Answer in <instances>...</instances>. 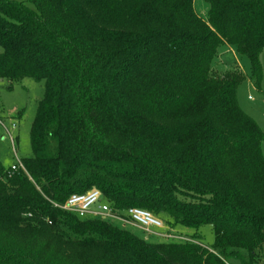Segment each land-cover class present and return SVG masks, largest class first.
Instances as JSON below:
<instances>
[{
	"label": "trees",
	"instance_id": "16d2710c",
	"mask_svg": "<svg viewBox=\"0 0 264 264\" xmlns=\"http://www.w3.org/2000/svg\"><path fill=\"white\" fill-rule=\"evenodd\" d=\"M204 1L206 21L193 0H0V79L43 81L31 156L0 162V264H258L264 134L238 105L242 71L211 64L234 47L258 88L264 0ZM91 189L198 244L54 206Z\"/></svg>",
	"mask_w": 264,
	"mask_h": 264
},
{
	"label": "rangeland",
	"instance_id": "374dc122",
	"mask_svg": "<svg viewBox=\"0 0 264 264\" xmlns=\"http://www.w3.org/2000/svg\"><path fill=\"white\" fill-rule=\"evenodd\" d=\"M193 8L199 18L203 21L207 20L209 6L204 0H193ZM259 59L262 68V78L258 88L253 85L250 79L248 59L238 55L234 47L230 45L223 44L219 46L217 55L211 64V71L214 74H223L234 68L242 71L245 79L237 88L238 105L246 115L255 121L264 134V49ZM42 95L43 81L37 82L31 78H25L19 82L9 84V81L0 79V119L9 130L11 129L10 124L12 122L16 125L15 128L10 130L11 134L15 137L14 150L7 136H5L4 129L0 127V162L6 168L15 162L16 157L22 159L31 156L30 127L35 115L37 102L42 98ZM261 149L264 155V141L261 144ZM105 221L149 242L163 241L131 225H126L123 228L118 222ZM171 230L176 235L185 237H189L194 233V231L182 227L171 228ZM197 234L200 236L198 242L202 245L210 246L213 243L214 235L210 226H202L197 230ZM230 263L239 264L238 261L232 259ZM258 264H264V250Z\"/></svg>",
	"mask_w": 264,
	"mask_h": 264
},
{
	"label": "built area",
	"instance_id": "2783aa9c",
	"mask_svg": "<svg viewBox=\"0 0 264 264\" xmlns=\"http://www.w3.org/2000/svg\"><path fill=\"white\" fill-rule=\"evenodd\" d=\"M0 127L4 129L5 136H7L12 149L14 150L15 137L10 130L15 128L14 122L10 124V130L5 126L0 119ZM10 171L23 169L21 159L15 158V162L10 166ZM55 207L75 214L79 218H99L101 220H110L118 222L125 228L126 225H131L142 230L148 235H153L165 241H181L198 244L195 240L176 235L172 231L165 228L162 220L155 217L151 212L143 208L131 207L123 212L113 210L106 203L101 201V194L97 189H91L85 193L71 194L64 203L54 204Z\"/></svg>",
	"mask_w": 264,
	"mask_h": 264
}]
</instances>
